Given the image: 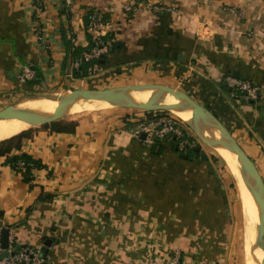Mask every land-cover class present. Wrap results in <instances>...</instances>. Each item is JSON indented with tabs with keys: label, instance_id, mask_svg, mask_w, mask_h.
Returning a JSON list of instances; mask_svg holds the SVG:
<instances>
[{
	"label": "crops",
	"instance_id": "0c3cea01",
	"mask_svg": "<svg viewBox=\"0 0 264 264\" xmlns=\"http://www.w3.org/2000/svg\"><path fill=\"white\" fill-rule=\"evenodd\" d=\"M128 1L0 0V110L82 84L73 38L88 48L85 26L100 12L123 48L95 75L153 77L190 95L264 177V0H148L169 9L142 7L124 20ZM27 66L35 75L23 81ZM230 76L259 86L257 98H235ZM145 115L117 110L78 120L74 132L39 128L22 146L42 164L33 179L2 157L0 242L8 228L20 246L43 248L48 264H169L176 251L183 264H237L227 180L207 153H184L175 140L153 152L135 135Z\"/></svg>",
	"mask_w": 264,
	"mask_h": 264
},
{
	"label": "bare ground",
	"instance_id": "6f19581e",
	"mask_svg": "<svg viewBox=\"0 0 264 264\" xmlns=\"http://www.w3.org/2000/svg\"><path fill=\"white\" fill-rule=\"evenodd\" d=\"M149 98V93L136 95L134 99H97L93 101H65L56 99L49 102L27 101L23 107L34 108L31 112L17 114L9 119L0 120V142L18 136L30 129L60 120L98 106H129L151 108L142 104ZM22 99V98H21ZM136 99V100H135ZM107 106V107H108ZM189 116L188 114H186ZM196 135L224 159L231 171L240 197L243 221V245L246 264H261L264 256V238L261 234V205L257 195V185L243 168L233 150L226 147L218 128L185 120Z\"/></svg>",
	"mask_w": 264,
	"mask_h": 264
},
{
	"label": "built area",
	"instance_id": "2783aa9c",
	"mask_svg": "<svg viewBox=\"0 0 264 264\" xmlns=\"http://www.w3.org/2000/svg\"><path fill=\"white\" fill-rule=\"evenodd\" d=\"M142 7L154 11L169 9L164 6L152 5L148 0H129L124 5V20L130 19L131 15ZM85 27L90 37V45L79 56L73 57L71 61L73 71L80 70L81 66L85 63L96 60L108 52L112 41L106 40L105 37L117 27V24L100 12H93ZM76 42V39L73 38L72 44L74 49H76ZM34 75V69L31 66H27L21 74V79L27 81L32 79ZM228 85L236 89L237 93L233 94L235 98L238 96L246 101L255 100L260 90V87L251 81L232 76L228 79ZM174 117L176 116L162 111L153 117L145 115L142 121L138 123L135 135L137 138H140L145 133L146 137L143 139L153 146L161 141L175 140L180 150L188 153V151L196 147V144L189 133L173 120ZM154 133L160 139L158 142L152 137ZM20 166L23 167L24 163L21 162ZM35 170H37L36 167L33 168V171ZM9 241L8 248H3L0 242V264H48V259L45 256L43 248L20 246L15 238H10ZM169 264H183L181 254L177 251L174 252Z\"/></svg>",
	"mask_w": 264,
	"mask_h": 264
},
{
	"label": "water",
	"instance_id": "95a60500",
	"mask_svg": "<svg viewBox=\"0 0 264 264\" xmlns=\"http://www.w3.org/2000/svg\"><path fill=\"white\" fill-rule=\"evenodd\" d=\"M110 50L112 51L113 48L110 47ZM234 75L236 77L240 76L238 72ZM143 93H149L148 100L142 104L151 105V108H146L150 109V111H167L183 120H190L219 129L225 146L234 151L238 159L241 161L245 171L257 185V195L261 205V234L264 238V177L259 167L243 145L237 140L231 130L215 114L181 90L165 85H132L109 89L69 88L58 90L49 94L43 93L19 99L6 108L0 110V120L9 119L17 114L35 110L34 108L21 106L29 100L35 102H49L61 99L65 101L78 100L87 102L97 99H134L136 95L138 96V94ZM145 137L146 134H142V138ZM195 151L199 152L203 159L206 158V152L202 150L200 146H196ZM1 233V245L3 248H8L10 242V230L8 228H3ZM261 264H264V256L261 260Z\"/></svg>",
	"mask_w": 264,
	"mask_h": 264
},
{
	"label": "rangeland",
	"instance_id": "374dc122",
	"mask_svg": "<svg viewBox=\"0 0 264 264\" xmlns=\"http://www.w3.org/2000/svg\"><path fill=\"white\" fill-rule=\"evenodd\" d=\"M97 69H99L97 71ZM102 71L100 67L93 68L91 70L90 76L88 78H85L82 84L76 83L72 87L74 89H109V88H115V87H121V86H132V85H148V86H157L162 85V82H157L153 77H141L136 78L133 75L128 76L126 75L124 79H121V76L118 74H114L112 77L105 76V75H99L98 77L95 74H101ZM94 76V77H91ZM101 76V77H100ZM82 78V77H81ZM177 89L176 87H174ZM49 94V93H46ZM108 106V105H107ZM98 106L93 109L85 110L83 112L77 113L75 115L60 119L63 121H75L83 120V119H89L91 117H96L101 114H107L112 111L117 110H126L127 112H133V113H146L150 111V109L146 108H139V107H129V106ZM154 114L153 116H156L157 113L160 111L153 110ZM165 113H170L167 111H162ZM175 122H177L181 128H183L187 133H189L190 137L194 139V143L196 146H200L202 150H204L208 156L211 158V160L214 162L217 170L220 172V174L225 178L228 182L230 195L232 197V208H233V216H234V251L236 252V261L237 264H246V257H245V250L243 245V221H242V206L240 203V197L238 194V187L236 184V181L229 170V167L224 159L222 157L218 156L216 152L210 148L206 143H204L194 132V130L191 128V126L187 123V121L182 120L179 117H174L173 119ZM43 126V125H42ZM42 126L30 129L32 130L29 134L32 136L36 130L39 128H42Z\"/></svg>",
	"mask_w": 264,
	"mask_h": 264
},
{
	"label": "trees",
	"instance_id": "16d2710c",
	"mask_svg": "<svg viewBox=\"0 0 264 264\" xmlns=\"http://www.w3.org/2000/svg\"><path fill=\"white\" fill-rule=\"evenodd\" d=\"M116 33L117 32L114 30L109 32V34L105 37V39L112 41L110 47L113 48V51H116V50L120 51L123 48L122 41H119L116 39ZM89 39H90V37H89ZM110 47H109L108 52L103 54L100 58L93 60L91 62L85 63L83 66H81L80 70L74 71L75 76L76 77H87L90 75L91 70H93V68H96L98 66H101V67L107 66L109 64L108 63V55H109V52L111 53ZM81 52H82L81 49L76 48V49H73L72 55H73V57H76V56H79ZM145 114L148 117H153L154 112L148 111ZM42 127H45V128L50 127L53 130L58 131V132H74L76 130V127H77V122H75V121L67 122V121H63V120H58L56 122L43 125ZM31 131L32 130H29V131H26V132L19 134L18 136H15L13 138L1 141L0 142V159L2 157L6 156L7 160L10 159V162L13 165V167L20 166V163L23 162L24 163L23 167L26 168V170L29 172V174L31 176V179H33V177H34L33 168L36 167L38 169V168L42 167V164L39 161L34 160L30 155H28L24 151H22L23 141L25 139H28L31 137L29 134ZM157 148H158V144H155L153 146V152L156 151ZM193 151H195V150H193ZM14 152H17V153L14 154ZM2 216H3V213H2V211H0V217H2Z\"/></svg>",
	"mask_w": 264,
	"mask_h": 264
}]
</instances>
